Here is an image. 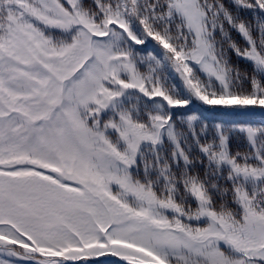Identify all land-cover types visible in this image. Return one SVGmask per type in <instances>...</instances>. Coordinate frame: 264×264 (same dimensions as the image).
Here are the masks:
<instances>
[{
  "label": "snow or ice",
  "instance_id": "snow-or-ice-1",
  "mask_svg": "<svg viewBox=\"0 0 264 264\" xmlns=\"http://www.w3.org/2000/svg\"><path fill=\"white\" fill-rule=\"evenodd\" d=\"M0 264H264V0H0Z\"/></svg>",
  "mask_w": 264,
  "mask_h": 264
},
{
  "label": "trees",
  "instance_id": "trees-1",
  "mask_svg": "<svg viewBox=\"0 0 264 264\" xmlns=\"http://www.w3.org/2000/svg\"><path fill=\"white\" fill-rule=\"evenodd\" d=\"M255 119H256L257 121H259L260 116L257 114V115L255 116Z\"/></svg>",
  "mask_w": 264,
  "mask_h": 264
}]
</instances>
